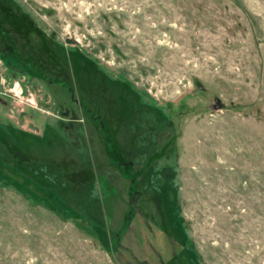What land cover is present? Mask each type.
Instances as JSON below:
<instances>
[{"label":"rangeland","instance_id":"374dc122","mask_svg":"<svg viewBox=\"0 0 264 264\" xmlns=\"http://www.w3.org/2000/svg\"><path fill=\"white\" fill-rule=\"evenodd\" d=\"M0 264H264V0H0Z\"/></svg>","mask_w":264,"mask_h":264},{"label":"trees","instance_id":"16d2710c","mask_svg":"<svg viewBox=\"0 0 264 264\" xmlns=\"http://www.w3.org/2000/svg\"><path fill=\"white\" fill-rule=\"evenodd\" d=\"M29 28H31V27H29ZM25 29H26V27H25ZM25 29L23 32L24 34H21L22 37H24L25 33L27 32V30H25ZM28 32H29V30H28ZM1 37H3V39L6 41H8V40L10 41V43H8V46L13 47V49L11 48L13 50L12 53H14L16 58H18L21 62H23L25 64V67H27L29 69V71L37 72V74H40V76L44 77L47 80L49 79L51 81L52 80L56 81L59 79L58 77H56L58 75V72H54V71H56V69L61 70L63 65L62 64L58 65L56 63L58 58L55 55V52L53 55L51 49L44 47L43 50H41L40 48L35 47V45L27 37L26 43H24V46H22V47H24V50H22V52L18 53L14 50L13 40H11L12 38H10L8 36V34L1 33ZM15 42L16 41H14V43ZM43 70H46V71L48 70V71L43 72ZM52 72L55 74L52 75ZM56 73H57V75H56ZM60 79H62V78H60ZM62 82H65V80L62 79ZM82 84H83V82H82Z\"/></svg>","mask_w":264,"mask_h":264},{"label":"water","instance_id":"95a60500","mask_svg":"<svg viewBox=\"0 0 264 264\" xmlns=\"http://www.w3.org/2000/svg\"><path fill=\"white\" fill-rule=\"evenodd\" d=\"M220 105H221L220 100L219 99H216L215 100V104L212 105V108H218V107H220Z\"/></svg>","mask_w":264,"mask_h":264},{"label":"flooded vegetation","instance_id":"af4514ba","mask_svg":"<svg viewBox=\"0 0 264 264\" xmlns=\"http://www.w3.org/2000/svg\"><path fill=\"white\" fill-rule=\"evenodd\" d=\"M98 121L102 122L99 118H98ZM111 154H112V152H111Z\"/></svg>","mask_w":264,"mask_h":264}]
</instances>
